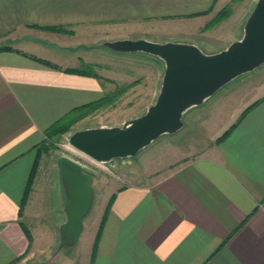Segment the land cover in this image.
<instances>
[{
    "label": "crops",
    "instance_id": "0c3cea01",
    "mask_svg": "<svg viewBox=\"0 0 264 264\" xmlns=\"http://www.w3.org/2000/svg\"><path fill=\"white\" fill-rule=\"evenodd\" d=\"M217 4L218 0H0V46L11 47L0 50V264H264V99L225 139L202 147L195 159L156 180L117 189L94 258L95 240H82L85 220L78 242L52 257L66 218L60 174L51 226L54 240L42 243L28 235L26 219L35 185L23 201L46 130L105 91L95 75L65 70L80 64L69 51L52 49L48 44L57 43L56 36L43 27L198 21ZM162 66L164 70L163 62ZM252 73L188 111L184 128L195 110ZM40 244L48 248L40 249Z\"/></svg>",
    "mask_w": 264,
    "mask_h": 264
},
{
    "label": "rangeland",
    "instance_id": "374dc122",
    "mask_svg": "<svg viewBox=\"0 0 264 264\" xmlns=\"http://www.w3.org/2000/svg\"><path fill=\"white\" fill-rule=\"evenodd\" d=\"M255 2L218 0L216 7L198 21L46 28L57 39V43L48 44L52 49L58 53L69 51L71 58L80 64L75 69L91 73L104 82V94L91 103L99 102L106 96L109 98L75 114L66 132L53 137L46 135L41 142V155L32 183V191L34 185L36 187L34 204L26 219L33 240H41L42 243L54 240L51 226L54 225L59 156L67 155L97 173L93 207L85 218L86 227L82 236V240H95L106 207L117 189L131 182L156 180L195 159L203 153L202 147L216 142L248 107L264 99L263 65L240 78L230 89L217 94L206 107L195 110L188 117L186 128L184 126L177 133L159 137L127 162L120 159L115 165L101 163L70 145V134L87 127L121 125L144 113L155 101L163 66L152 55L120 53L99 43L126 37H148L161 41H193L207 52H216L241 37L244 22ZM92 44L94 47H90ZM222 94L227 96L222 97ZM45 200L46 205L43 203ZM38 247L48 248L41 244Z\"/></svg>",
    "mask_w": 264,
    "mask_h": 264
},
{
    "label": "water",
    "instance_id": "95a60500",
    "mask_svg": "<svg viewBox=\"0 0 264 264\" xmlns=\"http://www.w3.org/2000/svg\"><path fill=\"white\" fill-rule=\"evenodd\" d=\"M99 45L120 53L149 54L164 64L156 99L144 113L121 125L87 127L69 136V144L75 149L96 161L115 165L120 159L136 157L159 137L180 131L188 111L264 65V0H256L241 37L216 52H207L193 42H161L146 37L104 40ZM57 164L66 218L59 226V242L52 257L78 242L93 207L97 176L67 155L59 156Z\"/></svg>",
    "mask_w": 264,
    "mask_h": 264
},
{
    "label": "trees",
    "instance_id": "16d2710c",
    "mask_svg": "<svg viewBox=\"0 0 264 264\" xmlns=\"http://www.w3.org/2000/svg\"><path fill=\"white\" fill-rule=\"evenodd\" d=\"M43 28H52V29H55V27H43ZM11 47L9 46H1L0 47V50H3V49H9ZM41 61H43L44 63L46 64H49V65H52V66H57L56 64H52V62H50L49 60H45V59H40ZM66 71H72V72H78V73H86L85 71H82V70H78V69H75V68H65ZM109 97H103L99 102H95V103H88V104H85L83 106H80V107H77L75 108L74 110H72L71 112L67 113L66 115H64L61 119H59L58 121H56L55 123H53L47 130H46V135L48 137H53L55 135H61L62 133L66 132L68 130V124L74 119V115L79 113L80 111L92 106V105H95L97 103H103L105 101L108 100ZM261 100H258L257 102H255L254 104H252L250 107H248L246 109V111L244 112V114L241 116V118L254 106L256 105L257 103H259ZM240 118V119H241ZM236 123L224 134L222 135L221 137H219L216 142H220L222 141L223 139H225L230 131L235 127ZM40 155H41V149H40V145L38 146V149H37V154H36V158H35V162H34V166L32 168V173H31V177H30V181L28 183V189L26 191V195L24 197V201L23 203L25 202L26 198H27V195H28V192H29V188L32 187V183H33V180H34V177H35V174H36V169H37V165H38V162H39V159H40ZM113 197H114V194L112 195V197L110 198V201L106 207V210L103 214V217H102V220H101V223H100V226H99V229H98V232H97V235H96V238H95V242H94V247H93V255L92 257L94 258L95 256V253H96V249H97V244H98V241L100 239V235H101V230H102V227H103V224H104V221H105V216L107 214V212L109 211L110 207H111V204H112V201H113ZM29 231V230H28ZM28 235H30L31 237V233L30 231L28 232ZM92 258V259H93Z\"/></svg>",
    "mask_w": 264,
    "mask_h": 264
}]
</instances>
